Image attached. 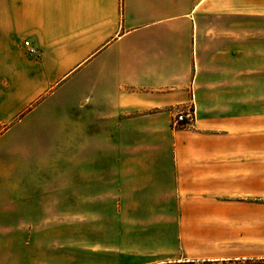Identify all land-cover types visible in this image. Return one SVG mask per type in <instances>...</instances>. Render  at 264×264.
Masks as SVG:
<instances>
[{
    "label": "crops",
    "instance_id": "1",
    "mask_svg": "<svg viewBox=\"0 0 264 264\" xmlns=\"http://www.w3.org/2000/svg\"><path fill=\"white\" fill-rule=\"evenodd\" d=\"M227 1L0 0V150L42 108L76 107L81 123L90 116V135L75 149L84 156L77 173L85 166L86 175L110 181L140 171L165 177L161 197L130 205L171 209L177 239L187 242L186 258L176 261L264 259L254 252L189 257L190 225L225 222L224 208L234 204L227 192H248L237 200L249 204L251 221L264 205V71L252 68L259 59L243 54L242 38L258 31L264 0ZM191 106L194 124L171 129V112ZM114 114L124 119L121 135L99 137V120ZM22 191L0 182V199ZM49 191L42 185L27 199Z\"/></svg>",
    "mask_w": 264,
    "mask_h": 264
},
{
    "label": "rangeland",
    "instance_id": "2",
    "mask_svg": "<svg viewBox=\"0 0 264 264\" xmlns=\"http://www.w3.org/2000/svg\"><path fill=\"white\" fill-rule=\"evenodd\" d=\"M228 2L238 3L239 0ZM241 2L244 6L248 0ZM242 22L249 24L248 19ZM257 25V32L242 33L243 54L256 56L259 63H252V68L264 71V19L257 20ZM249 67L248 63H243V72ZM180 110L183 109H175L170 114L171 129H181L173 126L174 114ZM86 114L81 123L76 107H44L17 136L3 142L0 182L21 186L24 191L19 192L17 198L3 192L0 199V264H160L154 262L163 259L184 262L175 260L186 258L187 242L177 239L171 209L130 205V200L147 195L153 198L155 192L156 199L161 197L166 185L164 176L135 173L138 164L134 161L129 167L134 169L133 174H115L111 181L109 176L106 179L101 174L86 175L85 166L82 173H77V163L84 162V156L82 161L78 159L75 149L90 135L87 128L90 116ZM93 120L97 122L96 118ZM123 120L114 114L109 122L99 120L101 125L94 130L101 138L111 132L120 136L122 126H117V122ZM152 146L146 144L145 147ZM165 146L159 145L161 151ZM98 149L105 152L106 145L99 143ZM116 150L115 143L114 152ZM114 169L116 172V163ZM89 179L95 180L97 186L89 189L84 184ZM149 180L156 182L149 184ZM42 185L50 189L44 198L40 193L27 199L35 193L33 189H40ZM224 197L227 203H234L224 208L225 222L190 225V258L199 254H264V205L259 202L258 216L251 221L249 204H239L237 200L248 199V192H227ZM258 197L263 199L264 194L259 193ZM235 260L219 261L238 264ZM193 262L204 264L201 259ZM240 262L264 264V259L244 258Z\"/></svg>",
    "mask_w": 264,
    "mask_h": 264
},
{
    "label": "built area",
    "instance_id": "3",
    "mask_svg": "<svg viewBox=\"0 0 264 264\" xmlns=\"http://www.w3.org/2000/svg\"><path fill=\"white\" fill-rule=\"evenodd\" d=\"M24 45L27 47V51L33 55L35 49L29 45L28 41H24ZM195 121V108L193 106L186 109L177 111L174 114L173 126L174 128H188L194 124Z\"/></svg>",
    "mask_w": 264,
    "mask_h": 264
},
{
    "label": "trees",
    "instance_id": "4",
    "mask_svg": "<svg viewBox=\"0 0 264 264\" xmlns=\"http://www.w3.org/2000/svg\"><path fill=\"white\" fill-rule=\"evenodd\" d=\"M238 264H241L240 260H235ZM224 262V261H222ZM221 261H204V264H223ZM160 264H194L193 261L190 262H169V263H160Z\"/></svg>",
    "mask_w": 264,
    "mask_h": 264
}]
</instances>
